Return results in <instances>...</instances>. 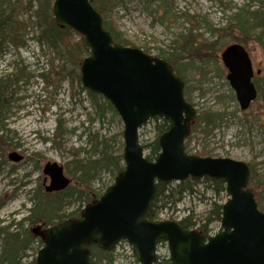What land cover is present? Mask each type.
Wrapping results in <instances>:
<instances>
[{
  "label": "rangeland",
  "instance_id": "rangeland-1",
  "mask_svg": "<svg viewBox=\"0 0 264 264\" xmlns=\"http://www.w3.org/2000/svg\"><path fill=\"white\" fill-rule=\"evenodd\" d=\"M0 1L5 3V0ZM10 1L14 5L13 19L25 27L27 33L24 34L22 47L16 48L6 42L0 49V76L22 71L20 79L11 86L10 111L3 122L5 142L0 146V228L24 235L26 230L30 233L35 226L47 227L44 221L18 224L32 206L33 190L39 181L43 182L42 169L47 162L55 161L62 165L65 174L71 178V186L86 188L87 192L92 189L93 198L112 183L109 174L81 183L76 179L79 173L73 168L77 167V159L97 155L94 135L90 136L89 131L109 139L113 144V154L122 152L123 139L119 133H122L123 123L118 115L112 116L110 113L104 119H98L80 80L64 79L50 85L42 81L39 74L48 69L52 53L46 45L38 42V32L29 23L35 21L33 12L38 2ZM167 3L169 13L163 16L161 9L155 10L156 2L112 0L108 17L131 43L130 46L146 50V53L158 58L164 59L177 36L187 29H191L203 41L205 48L202 54L207 56L206 64L201 65L199 60H195L187 65L186 60L181 61L180 65L187 66L180 67L183 69L177 73L184 82V88L187 86V93L184 89V94L195 107L197 116L208 112L216 114L217 118L214 125L203 128L204 123H201L191 131L186 141V151L246 162L254 169L257 178L264 182V50L259 43L261 40L252 39L245 46L253 68L260 69V74L253 78L258 97L248 109L241 110L220 56L231 38L226 36L228 32L224 30L217 34L208 28H223L241 7L262 11L264 0H167ZM258 31L259 28L253 30V35L257 36ZM75 37L79 39L76 33ZM211 43H214V50L209 49ZM53 63L57 64V61ZM198 67L201 70L198 71ZM90 117L94 119L92 124ZM56 132L62 136H56ZM155 137L156 121L151 120L139 130V139L142 144H149ZM12 151L22 154L23 159L19 162L9 160L8 154ZM209 184L200 182L194 192L184 194L165 209L159 208L158 218L176 215L181 219L192 213L194 217H200L196 218L193 226L197 228L198 221L206 218L209 212L213 196ZM262 197L264 204V192ZM82 204L79 198H70L61 213L68 216L73 211L82 210ZM209 227L211 231H217L220 223L213 221ZM31 236L34 241L21 258L22 264H32L42 244ZM128 255L127 245H118L113 251L115 264H135Z\"/></svg>",
  "mask_w": 264,
  "mask_h": 264
},
{
  "label": "water",
  "instance_id": "water-1",
  "mask_svg": "<svg viewBox=\"0 0 264 264\" xmlns=\"http://www.w3.org/2000/svg\"><path fill=\"white\" fill-rule=\"evenodd\" d=\"M52 12L60 27L83 37L89 54L81 61L80 81L86 90L108 100L122 121L124 166L79 217L33 229L43 241L33 264H92L91 244L111 250L121 240L132 247L140 264H159L155 252L161 239L168 245L169 264H264V212L248 187L250 169L240 160L186 153L184 142L196 110L186 100L184 82L172 65L138 47L115 42L90 0H53ZM221 60L239 108L246 110L257 96L249 54L243 45L231 43L222 50ZM155 117L166 119L169 127L158 138L159 152L149 160L139 129ZM22 158L15 151L8 154L13 162ZM42 172L47 192L63 190L70 183L57 162H47ZM190 177L225 184L222 229L213 236L204 238L173 220L145 218L156 183Z\"/></svg>",
  "mask_w": 264,
  "mask_h": 264
},
{
  "label": "trees",
  "instance_id": "trees-1",
  "mask_svg": "<svg viewBox=\"0 0 264 264\" xmlns=\"http://www.w3.org/2000/svg\"><path fill=\"white\" fill-rule=\"evenodd\" d=\"M38 2L37 8L33 12L35 21H30L31 28L37 30V40L40 44H44L50 49L52 53V59L48 69L39 74L42 81L46 85L55 84L64 79L80 80L79 67L82 59L89 54L88 48L84 44V40L81 36L77 40L75 33L66 27H60L55 19L52 12L53 0H36ZM147 3L156 2V9H161L163 16L169 13V4L167 0H143ZM29 3H31L29 1ZM93 7L100 13L103 20L104 28L110 32L113 40L122 45H131L129 41L124 37L123 33L116 27L112 19L108 17V11L112 6V0H91ZM14 5L10 0H5V3L0 1V49L7 42L16 48H20L24 45V34L25 27L21 24H17L13 19ZM161 15V16H162ZM228 23L223 28H212L209 27L211 32L219 33L220 30L226 31V36L231 38L232 42L247 45L248 41L255 39L261 44L264 50V10H253L246 7H241L239 10L230 17ZM259 28L258 35H253L252 31ZM198 36L192 33L191 29H187L184 33H180L177 39L173 42L174 46L171 47V51L165 56L173 67V70L177 75V72L182 71L187 65L193 64L195 60H199L201 65L206 64L208 61L206 54H202L204 43ZM227 43L226 45L232 43ZM214 43L209 45V49L214 50ZM225 45V46H226ZM224 46V47H225ZM146 51V50H145ZM163 56V54H162ZM162 58V57H161ZM57 61V64L53 62ZM180 65L181 61L186 62ZM180 67H183L180 69ZM198 71L201 68L198 67ZM17 72V71H16ZM18 73H11L5 76H0V146L5 142L3 139V122L10 111V104L12 101L11 86H14L17 79H20ZM51 79V81H49ZM185 92L187 86L184 88ZM83 91L85 89L82 88ZM87 91V90H86ZM187 93V92H186ZM89 97L90 107L97 118L102 120L108 113L112 116L117 115L112 105L100 94L86 92ZM217 115H212L208 112H203L196 117L191 125V131L195 130L204 123L203 128H207L210 124L214 125ZM156 121V137L149 144H142L145 155L148 159H152L159 151L158 137L168 128V122L164 119L155 118ZM89 122H94L93 118H89ZM204 132H208V130ZM94 135L93 139L95 144V150L97 155L95 157L87 156L86 158L77 159V167L73 168V171H77L79 175L77 180L81 183H87L93 178L101 179L102 176L109 174L111 176V182L114 180L117 173L123 168L122 163V152L118 154L112 153L113 144L109 139L98 136L97 132L89 131V135ZM121 135V133H119ZM56 136H62V134L55 133ZM102 137V138H101ZM121 146V145H120ZM122 148V146H121ZM251 175L249 179V186L252 188L255 199L257 201L260 210L264 211V204L262 203L264 192V182L258 177L250 166ZM100 176V177H99ZM209 182L210 188L213 190L212 200L210 202L209 212L206 218H202L198 221L199 230L205 235L208 234L210 223L213 221L219 222L221 218L222 204L227 197L225 192L224 183L220 180H214L209 178H189L179 183H167V184H156L154 196L150 202L149 208L145 214L148 220L155 221L158 219V209L167 208L171 202L175 203L181 196L187 193L194 192L196 186L200 182ZM85 188V187H84ZM106 189L103 188L102 192ZM87 189H78L72 187L71 184L65 189L55 192L45 191L41 181L38 182L37 186L33 190L32 206L28 209V213L19 222V226L24 221L29 222H40L54 224L69 216H78L79 211H73L70 215H63L62 209L68 203L70 198H79L82 200V205L88 204L91 201L97 199L102 192L96 194V198H93V190L87 192ZM30 200V201H31ZM196 218L191 214L183 216L178 223L184 228H192L196 224ZM196 221V222H195ZM7 229L6 227H4ZM26 233V234H25ZM24 235L20 232H7L0 228V264H22L21 258L25 256V251L29 247V244L34 241V238L26 230ZM41 243V241L37 238ZM90 248V260L92 264H115L114 256L112 251H106L99 249L96 245L92 244ZM166 264V263H161Z\"/></svg>",
  "mask_w": 264,
  "mask_h": 264
},
{
  "label": "flooded vegetation",
  "instance_id": "flooded-vegetation-1",
  "mask_svg": "<svg viewBox=\"0 0 264 264\" xmlns=\"http://www.w3.org/2000/svg\"><path fill=\"white\" fill-rule=\"evenodd\" d=\"M209 228H210V227H209ZM209 232H212V231H211V228H210ZM209 232H208V234L205 235V234L201 231L202 236H203L204 238H205L206 236L212 234V233L209 234ZM162 243H163V242L159 243V245H161Z\"/></svg>",
  "mask_w": 264,
  "mask_h": 264
},
{
  "label": "bare ground",
  "instance_id": "bare-ground-1",
  "mask_svg": "<svg viewBox=\"0 0 264 264\" xmlns=\"http://www.w3.org/2000/svg\"><path fill=\"white\" fill-rule=\"evenodd\" d=\"M90 2H91V0H90Z\"/></svg>",
  "mask_w": 264,
  "mask_h": 264
}]
</instances>
